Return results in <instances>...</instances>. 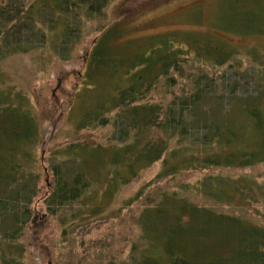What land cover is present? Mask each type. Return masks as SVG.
I'll return each mask as SVG.
<instances>
[{"label":"trees","instance_id":"trees-1","mask_svg":"<svg viewBox=\"0 0 264 264\" xmlns=\"http://www.w3.org/2000/svg\"><path fill=\"white\" fill-rule=\"evenodd\" d=\"M109 1L34 0L35 4L23 9L19 6L23 4L9 0L0 8V65L11 56L35 50L34 35L39 37L38 46H43L52 34L56 53H63L65 47L69 52L82 39L81 15H99ZM41 9L52 17L49 23L59 29L57 35L52 30L45 34L49 24L38 20ZM252 25L234 23L233 27L249 30ZM117 30L107 29L94 42L77 91L94 98L92 92L99 91V86L104 91L105 83L113 78L115 87L108 97L104 94L106 101L94 98L96 113L87 114L76 126L77 132L110 125L121 129L117 145L85 142L57 149L47 161L50 167L43 170L34 151L40 141L37 108L33 105L31 109L21 93L4 88L0 76V264H24L26 251L20 240L26 226L35 221L32 206L39 195L41 170L53 179L44 200L48 213L54 216L79 205L72 217L81 220L79 211L88 209L82 201L89 191L93 197L105 184L127 185L158 162L161 169L156 177L124 206L129 209L143 202L135 219L141 235L132 246L129 264H264V226L242 213L235 216L220 211L225 205L241 212L264 203V186L223 176L204 177L193 187L177 184L179 191L160 186L196 171L245 170L264 164V83H256L251 94L236 81L225 85L202 71L184 75L191 53L213 69L226 66L234 55L219 41L212 42L210 50L208 41L198 46L190 39L179 50L177 41L161 38L158 43L164 52L152 59L150 54L147 58L139 55L154 40L145 43L143 50L130 42L112 46ZM132 46L142 52L126 49ZM178 80L186 81L189 88L170 104L146 103L161 81L174 88ZM193 194L210 205L195 204L189 199Z\"/></svg>","mask_w":264,"mask_h":264},{"label":"rangeland","instance_id":"rangeland-1","mask_svg":"<svg viewBox=\"0 0 264 264\" xmlns=\"http://www.w3.org/2000/svg\"><path fill=\"white\" fill-rule=\"evenodd\" d=\"M8 1L0 0V8L6 6ZM12 2L23 4L19 5L23 6V9L35 4L34 0ZM105 6L99 15L89 16L86 13L81 15L82 39L69 52L65 47L66 51L56 53L53 49L54 43L52 44L56 36L52 34L43 46H38L39 37L34 35L37 47L35 50L11 56L0 65L2 86L21 93L28 99L31 109L33 105L37 108L35 116L40 141L34 151L38 162L42 160L40 165L43 170L50 167L47 161L51 153L57 149L85 142L118 144L121 129H114L112 125L95 130L87 128L76 131L80 120L87 114L96 113L94 105L97 103L94 98L100 97L106 101L104 94L108 97L112 92V86L115 87L116 78H113L109 83H105L104 91L102 86H99L101 87L99 91L92 92L95 94L94 98L87 97L86 91L81 94L77 91L81 87L79 75L87 54L91 52L98 37L109 28L118 29L112 46L130 42L143 50L142 46L145 43L154 40L148 43V49L143 50V53H140L142 51L137 49V46L126 48L137 51L136 53L141 54L139 56L146 57L150 54L152 59L164 52L160 49L161 43H158V39L161 38L177 41L176 49L179 50L184 47V41L190 39L196 40L198 46L202 45L200 42L208 41L210 50L214 48L212 42L219 41L234 55L226 66L219 70L213 69L210 64H203V59L195 60L194 54L191 53L188 54L190 60L188 66L184 67V75L193 76L197 71H202L204 75L209 76L208 78H218L225 85L236 81L251 94L256 83H264V0H110ZM37 14L39 21L49 24L46 25L49 28L44 27L45 34L49 35V30H52L54 35H57L59 29H54L55 25L53 27L49 23L52 22V17L42 9ZM248 22L253 23L249 30L240 26L233 27L234 23L242 26ZM38 25L37 28L40 29L41 26ZM184 50L183 58L186 55ZM66 57L69 59L62 60ZM171 77L175 78L177 75ZM177 82L178 85L172 88L173 85L169 86L161 81L156 92L147 97L146 103L163 104L164 107L170 104L174 97L181 96L183 90L189 88L186 81ZM262 87L264 89V85ZM185 93L187 92L184 91ZM77 95L80 99H77ZM160 169L161 162H158L127 185L119 186L112 182L105 184L104 188H97L93 197L89 191L86 195L88 197L82 201L88 209L83 208L79 211L80 217H83L81 220L72 217L73 211H77L79 205L58 211L54 216L48 213L44 200L47 193L49 195V189L46 187L53 184V179L51 173L46 174L41 170L37 184L39 195L32 206L35 221L34 224H30L31 228L30 225L26 226L25 236L20 240L26 251L22 262L129 264L132 246L141 235L135 219L141 211L143 202L134 203L129 209H125L124 206L135 198L136 193L144 185L156 177ZM208 176H223L232 180L245 178L247 182H254L256 186H264V164L245 170L196 171L177 177L174 182H163L160 186L166 185L169 190L175 191L178 188L177 184L193 187ZM103 190H107L106 194ZM181 194L188 197V194ZM189 199L197 205H210L195 194L189 196ZM95 208L99 209H96L95 214L88 216ZM220 211L235 216L242 213L251 219V222L264 226V203L252 204L241 212L238 207L231 209L225 205ZM117 212H120L117 217L110 218ZM103 256L106 260L101 261Z\"/></svg>","mask_w":264,"mask_h":264}]
</instances>
